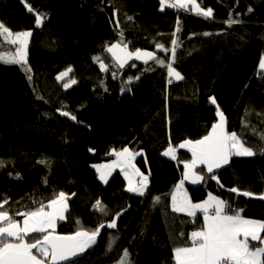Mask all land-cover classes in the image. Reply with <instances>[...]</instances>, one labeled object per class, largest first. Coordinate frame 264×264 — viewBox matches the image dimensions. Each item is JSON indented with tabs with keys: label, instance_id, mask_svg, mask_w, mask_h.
<instances>
[{
	"label": "trees",
	"instance_id": "obj_1",
	"mask_svg": "<svg viewBox=\"0 0 264 264\" xmlns=\"http://www.w3.org/2000/svg\"><path fill=\"white\" fill-rule=\"evenodd\" d=\"M197 3L213 15L167 6L162 11L160 0H0V22L14 33L32 32L31 71L0 62V200H7L5 209L22 221L16 213L46 206L64 192L68 210L56 221L55 233H90L105 225L75 264H117L125 250L128 264H175L174 249L190 246L191 233L203 229L202 218L193 220L173 211L169 200L158 205L155 198L173 192L184 163L192 160L179 145L209 135L218 122L210 97L226 117L227 132L237 133L256 155L233 156L215 170L219 184L199 167L205 180L187 185L190 199L201 202L212 194L231 209H242L244 218L264 222V200L255 198L264 194V72L259 67L264 0ZM26 4L47 14L42 26L36 27ZM229 19L239 22L229 25ZM173 40V64L189 66L183 80L169 77L155 60L132 59L120 68L107 51L126 44L132 52H152L167 64ZM14 52V47L0 45V54ZM97 57L108 71L100 69ZM68 68L70 74L57 80ZM71 79L76 84L65 88ZM169 146L176 150L175 160L163 155ZM125 148L143 152L136 159L149 178L143 196L127 190L121 171L104 183L95 168L110 164L113 152ZM231 188L254 195H237ZM98 200L104 212L95 207ZM116 214V227L108 228Z\"/></svg>",
	"mask_w": 264,
	"mask_h": 264
},
{
	"label": "snow or ice",
	"instance_id": "obj_2",
	"mask_svg": "<svg viewBox=\"0 0 264 264\" xmlns=\"http://www.w3.org/2000/svg\"><path fill=\"white\" fill-rule=\"evenodd\" d=\"M160 3L162 11L164 6L187 9L190 3L197 10V14L204 17H211L213 15L211 8H208L206 11L200 9L196 0H174V2L160 0ZM26 7L28 12L34 14L36 27L42 26L44 20L47 18V14L37 12L30 5L26 4ZM248 11H251V9L249 8ZM238 22V20L233 19L226 21L229 25ZM177 31H179V28H177ZM205 35L208 34L205 33ZM31 36V31L13 33L3 22H0V37L10 45H17L14 54H0V62L26 65L28 41ZM172 45V62L167 64H165L163 59H157L152 52L141 50L128 51L126 44L121 47V43H117L108 47L107 51L112 53L120 68H123L128 60L132 58L137 60L143 59L144 63H147L148 60H155L162 67H166L169 77L183 80L184 77L181 73L173 67L176 49L175 40L172 41ZM156 47L166 53L169 51L168 49H164L163 45H157ZM96 59L100 64V69L105 72L108 71V66L100 61L99 57ZM259 67L264 69V59L261 60ZM27 70L31 71L30 68ZM71 71L72 69L68 68L57 76V80L63 81ZM115 76L116 73L113 72V78ZM30 79L31 76H29ZM131 82L132 78H129L128 83ZM169 83H171V80H169ZM74 84H76V80L71 79L66 81L63 86L70 88ZM209 100L211 104L216 105V114L219 117V122L212 126L209 135L195 142L189 140L179 145V148L187 147L191 151L192 160L184 163V179H190L193 184L205 180L204 170L201 173L195 171L198 164L205 165L206 173L210 174L208 178L216 180L219 184L220 181L215 170L228 165L232 156L256 155V152L250 146H245L237 133L226 132V117L224 113L220 110L215 97H210ZM61 114L70 116L73 120L76 119L74 115H71L67 111H63ZM261 139L264 140V134H261ZM89 151H92V149H89ZM175 151L173 147L169 146L163 155L170 156L175 160ZM113 154L118 158H125L127 163L130 164L135 155H140L141 153L134 154L125 148L123 151L118 153L113 152ZM261 154H264V149L261 150ZM3 166L4 162L0 161V167ZM115 166L118 165L108 166V173L101 172L100 179L107 183V175L110 174L111 168ZM97 170L100 171L99 168ZM121 170L123 171V167ZM135 171L142 176L141 185L133 187L131 180H129L128 191L143 196L147 188L148 176L139 173L138 169ZM184 179L177 185V192L183 190ZM229 191L246 197H253L254 195L247 191L241 192L237 188H231ZM255 198L264 200V194ZM68 199V194L60 192L46 206L41 205L34 211L16 213L15 215L24 217L22 222L14 219L9 211L5 209L8 201L0 200V264H59L61 261L72 260V258L94 244L100 229L104 228L105 225H99L96 230L90 233L82 230L77 231L73 236L54 234L56 221L65 218L64 213L67 210L66 201ZM155 199L157 202L159 201V197ZM46 207L50 211H45ZM95 207L101 212L105 210V206L99 200L96 202ZM172 208L173 211L186 212L189 216H194L196 210H201L205 220V227L202 230L191 233L190 246H180L174 249L176 264H264V236L261 235V233H264V222L244 218L242 216V209L233 210L224 200L218 199L215 196H209V199L204 203L193 204L187 198L186 193L180 201H177L176 195H173ZM118 218L119 214H116L107 227L115 228ZM31 234L36 235L33 236ZM128 255L127 250H125L123 259L119 264H128ZM72 264H75V262L72 261Z\"/></svg>",
	"mask_w": 264,
	"mask_h": 264
},
{
	"label": "rangeland",
	"instance_id": "obj_3",
	"mask_svg": "<svg viewBox=\"0 0 264 264\" xmlns=\"http://www.w3.org/2000/svg\"><path fill=\"white\" fill-rule=\"evenodd\" d=\"M196 3H197V0H196ZM198 4V3H197ZM199 7H200V9H202V10H206V9H203L200 5H199ZM192 9V11L193 12H195V13H197V10L195 9V8H193L192 7V5L189 3L188 4V7H187V9ZM179 12H181V9H177ZM14 33V32H13ZM30 40H31V37L29 38V41H28V47H29V44H30ZM3 44H5V45H8V46H11V47H14V49L17 47V45H10V44H8L7 43V41H4L3 40V38L2 37H0V45H3ZM115 45V44H114ZM112 46V45H111ZM121 47H123V46H121ZM128 51H131V50H129L128 49ZM15 53V52H14ZM13 53V54H14ZM4 54H10V53H4ZM27 55H28V48H27ZM111 55H112V53H111ZM113 56V55H112ZM132 59H134V60H137V59H135V58H132ZM132 59H130V60H128V62H130ZM263 59H264V56H263ZM141 60H143V59H141ZM148 61H150V60H148ZM127 62V63H128ZM141 62V61H140ZM142 62H144V60L142 61ZM4 63V62H3ZM126 63V64H127ZM5 64H10V65H12L11 63H5ZM125 64V65H126ZM16 65H18V67L20 68V69H22L24 72H26V70L27 69H29V66L26 64V65H20V64H16ZM124 65V66H125ZM173 66L176 68V70L177 71H179L180 73H181V75L183 76V71H188L189 72V66H188V64L186 63V62H184V64L181 66V64L180 63H175V64H173ZM262 70H264V69H262ZM70 74V73H69ZM175 78V77H174ZM218 120H219V117H218ZM218 123V122H217ZM225 130H226V132H227V128H226V123H225ZM186 142V141H185ZM193 142H195V141H193ZM182 143H184V142H182ZM180 150H184V151H188L190 154H191V151H189V149L187 148V147H185V148H179ZM130 151V150H129ZM130 152H132V151H130ZM132 153H134L135 154V152H132ZM136 153H143V152H136ZM191 156H192V154H191ZM235 156V155H234ZM140 156L139 155H135V157H134V159L131 161V164H132V170L133 169H140L139 167H138V164H137V162H136V159L137 158H139ZM166 157H170V156H166ZM233 157V156H232ZM232 157L230 158V160L232 159ZM242 157H245V156H242ZM193 158V157H192ZM121 163H127V161L125 160V158H117L116 159V161L115 162H113L112 164H103V165H96L95 166V168L97 169V168H99L100 169V171H99V173H100V175H101V172H104V173H108L109 172V169H108V166H110V165H118V166H115V167H112L111 168V170H110V174H108L107 175V183L109 182V180L111 179V177L113 176V174L118 170V169H121L122 167H121ZM230 163V162H229ZM129 164V163H128ZM120 165V166H119ZM134 166V167H133ZM184 166V165H183ZM227 165H225L224 167H226ZM129 165H128V167H127V169H129ZM199 167H205L206 168V166L205 165H197L196 166V168H195V171H196V169H198ZM224 167H222V168H224ZM183 169H185V168H183ZM221 169V168H220ZM216 170H218V169H216ZM134 171V170H133ZM139 172L141 173V171L139 170ZM197 172V171H196ZM149 180V179H148ZM189 181H190V179H187V184L186 185H190L189 184ZM104 182V181H103ZM142 182V181H141ZM105 183V182H104ZM148 185H149V183H148ZM191 185H193V184H191ZM132 186L133 187H139L140 185H139V183L138 182H135L134 184H132ZM147 189H148V186H147V188H146V190H145V193L147 192ZM185 189L186 190H182L181 192H177V191H175L174 192V195H176V197H177V201H180V200H182L183 198H184V194L186 193V195H187V198L188 199H190V196H189V193H188V189L186 188V186H185ZM128 190V189H127ZM134 193V192H133ZM173 193V192H172ZM172 193L168 196V197H162V198H159V201L157 202L156 201V203H158V205L163 201H165V200H169V201H171L172 202ZM136 194V193H135ZM138 195V194H137ZM57 197V196H56ZM55 197V198H56ZM66 203H67V210H68V200L66 201ZM67 210L65 211V213H64V216L66 215V212H67ZM177 212V211H176ZM180 213H183V212H180ZM24 219V218H23ZM57 226V225H56ZM56 229V228H55ZM93 245V244H92ZM91 245V246H92ZM90 247V246H89ZM117 264H119V263H117Z\"/></svg>",
	"mask_w": 264,
	"mask_h": 264
},
{
	"label": "crops",
	"instance_id": "obj_4",
	"mask_svg": "<svg viewBox=\"0 0 264 264\" xmlns=\"http://www.w3.org/2000/svg\"><path fill=\"white\" fill-rule=\"evenodd\" d=\"M138 61H143V60H138ZM151 61V60H150ZM181 64V66L184 64V63H180ZM261 69V68H260ZM262 70V69H261ZM262 72H264V70H262ZM188 74V71H183V77H185L186 75ZM173 79L174 80H176L174 77H173ZM218 122H219V120H218ZM210 133H211V131H210ZM209 133V134H210ZM140 155H142V153L140 154ZM139 155V156H140ZM247 157H249V156H247ZM118 157L116 156L115 157V159L110 163V164H112L113 162H115L116 161V159H117ZM121 165V167H123V171L121 170V169H118L119 171H121L122 172V174H123V176L125 177V179H126V187H127V189H128V187H129V180H131V182H132V184H134L135 182H138L139 183V185H141V181H142V176L140 175V174H138L135 170L136 169H133L132 170V164L130 163V164H128V163H121L120 164ZM119 165V166H120ZM128 165L130 166L129 167V169H127V167H128ZM184 172H185V169H183V176H182V179H184ZM140 173V172H139ZM143 175H146V176H148L147 174H145V173H143V172H141ZM127 174V175H126ZM149 179V178H148ZM187 179H184V186H183V190H186L185 189V186H186V188H187ZM148 183H149V180H148ZM148 183H147V186H148ZM189 184L191 185V184H193L192 182H191V180L189 181ZM201 184V182L200 183H196V184H193V185H200ZM176 191V188L173 190V193H172V196L174 195V192ZM130 192V191H129ZM133 193V192H132ZM135 194V193H134ZM209 196H214V195H212V194H210ZM209 196H208V198L206 199V200H204V201H201V202H193L191 199H189L193 204H196V203H204L205 201H207L208 199H209ZM216 197V196H215ZM218 198V197H217ZM219 199V198H218ZM170 206H171V208H172V202L170 201ZM173 209V208H172ZM45 211H50V209L49 210H45ZM176 212V211H175ZM178 213H180V212H178ZM183 214H186V215H188L186 212H183ZM190 217H192V219L193 220H196L197 218H199V217H201L202 218V220H203V228L205 227V220H204V214H203V212L201 211V210H196V214L194 215V216H190ZM247 219V218H246ZM23 221V220H22ZM21 221V222H22ZM261 235H262V233H261ZM254 243V242H253ZM174 263L176 264V261H175V259H174Z\"/></svg>",
	"mask_w": 264,
	"mask_h": 264
},
{
	"label": "water",
	"instance_id": "obj_5",
	"mask_svg": "<svg viewBox=\"0 0 264 264\" xmlns=\"http://www.w3.org/2000/svg\"><path fill=\"white\" fill-rule=\"evenodd\" d=\"M54 234L55 235H59V236H73V235H75V234H73V235H61V234H58V233H55V232H54ZM88 248L84 252L79 253L76 257L72 258V260H70V261H61V262H59V264H70V263H72V261L76 262V261L82 259L86 255V253L88 251ZM33 251H35V250H33Z\"/></svg>",
	"mask_w": 264,
	"mask_h": 264
},
{
	"label": "built area",
	"instance_id": "obj_6",
	"mask_svg": "<svg viewBox=\"0 0 264 264\" xmlns=\"http://www.w3.org/2000/svg\"><path fill=\"white\" fill-rule=\"evenodd\" d=\"M171 80V79H170ZM169 84H173V80H171V83H169Z\"/></svg>",
	"mask_w": 264,
	"mask_h": 264
},
{
	"label": "clouds",
	"instance_id": "obj_7",
	"mask_svg": "<svg viewBox=\"0 0 264 264\" xmlns=\"http://www.w3.org/2000/svg\"><path fill=\"white\" fill-rule=\"evenodd\" d=\"M174 67V66H173ZM173 78V77H172ZM169 85H172V84H169Z\"/></svg>",
	"mask_w": 264,
	"mask_h": 264
},
{
	"label": "bare ground",
	"instance_id": "obj_8",
	"mask_svg": "<svg viewBox=\"0 0 264 264\" xmlns=\"http://www.w3.org/2000/svg\"><path fill=\"white\" fill-rule=\"evenodd\" d=\"M132 193V192H131ZM134 194V193H133Z\"/></svg>",
	"mask_w": 264,
	"mask_h": 264
}]
</instances>
